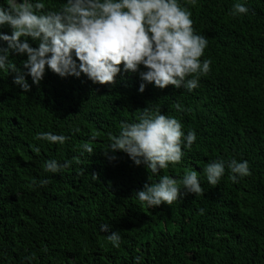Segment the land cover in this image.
<instances>
[{
	"label": "trees",
	"instance_id": "trees-1",
	"mask_svg": "<svg viewBox=\"0 0 264 264\" xmlns=\"http://www.w3.org/2000/svg\"><path fill=\"white\" fill-rule=\"evenodd\" d=\"M41 2L58 11L66 0ZM178 2L208 40L200 59H210L211 70L192 91L146 83L139 92L142 81L123 65L113 85L84 74L60 77L47 66L37 85L23 66L26 54L10 53L30 90L13 83L17 73L0 69V264H264V0ZM235 3L248 13L231 15ZM0 31L11 33L7 25ZM145 107L171 113L185 137L196 134L182 160L158 174L123 151L104 152L110 134L138 121ZM43 132L68 139L35 138ZM53 159L71 164L48 172ZM232 159L247 160L251 175L234 183ZM216 160L225 172L212 186L203 168ZM191 171L203 194L153 207L134 194L163 175L179 184ZM112 231L120 234L118 248L107 239Z\"/></svg>",
	"mask_w": 264,
	"mask_h": 264
},
{
	"label": "clouds",
	"instance_id": "clouds-1",
	"mask_svg": "<svg viewBox=\"0 0 264 264\" xmlns=\"http://www.w3.org/2000/svg\"><path fill=\"white\" fill-rule=\"evenodd\" d=\"M191 5L195 6L196 0H191ZM45 9L41 0H8L6 6L0 7V26L11 29L10 34L0 31V41L7 44L0 46V69L17 73L13 83L25 93L30 85L15 63L9 61L11 52L26 54L23 66L37 85L44 78L46 66L60 77L84 74L93 83L113 85L123 65L125 72L136 73L142 81L139 92L144 91L146 83L164 90L192 91L199 86V78L211 70V60L200 59L208 40L195 32L191 11L178 0H66L58 11ZM248 11L244 4L235 3L230 14ZM29 39L37 46H31ZM176 108L183 110L179 104ZM164 113L145 107L138 121L124 122L119 135L110 134L105 154L123 151L134 164H144L153 174L169 163H179L183 148H191L196 134L189 130L185 137L181 122L167 116L171 113ZM35 138L60 144L68 139L49 132L38 133ZM83 147L89 153L93 151L88 144ZM70 164L71 161L60 164L53 159L45 162V170L57 173ZM227 168L233 173L229 178L234 183L237 176L251 175L247 160L232 159ZM224 172L223 160L209 162L203 168L212 186L219 183ZM39 183L44 186L48 180ZM203 191L198 172L191 171L179 184L163 175L156 183H145L134 194L153 207L171 205L185 193L197 195ZM109 227L102 225L101 230L107 232ZM107 239L114 247L120 246L118 231H112Z\"/></svg>",
	"mask_w": 264,
	"mask_h": 264
}]
</instances>
